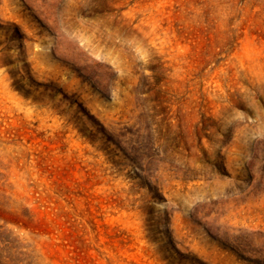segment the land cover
<instances>
[{
	"label": "rangeland",
	"instance_id": "374dc122",
	"mask_svg": "<svg viewBox=\"0 0 264 264\" xmlns=\"http://www.w3.org/2000/svg\"><path fill=\"white\" fill-rule=\"evenodd\" d=\"M0 264H264V0H0Z\"/></svg>",
	"mask_w": 264,
	"mask_h": 264
}]
</instances>
